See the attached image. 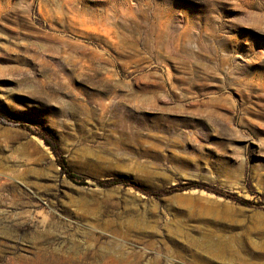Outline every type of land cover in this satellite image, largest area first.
I'll list each match as a JSON object with an SVG mask.
<instances>
[{
  "label": "rangeland",
  "instance_id": "1",
  "mask_svg": "<svg viewBox=\"0 0 264 264\" xmlns=\"http://www.w3.org/2000/svg\"><path fill=\"white\" fill-rule=\"evenodd\" d=\"M0 115V264H264V0H0Z\"/></svg>",
  "mask_w": 264,
  "mask_h": 264
},
{
  "label": "trees",
  "instance_id": "2",
  "mask_svg": "<svg viewBox=\"0 0 264 264\" xmlns=\"http://www.w3.org/2000/svg\"><path fill=\"white\" fill-rule=\"evenodd\" d=\"M9 118L0 115V122L1 123H9ZM38 137L43 140L44 144L49 147L51 150L52 154L55 157V162L56 165L60 168L61 173L67 177L68 180L71 182L77 184V185H86L85 181L81 179L78 175H76L71 167L68 165L66 160L63 158V156L60 153L59 146H58V141L48 131L45 130H40ZM95 183L100 186V187H110V186H115L118 184H124L127 185L126 181H123L121 179H107V180H98L95 181ZM192 187H197L196 184H183V185H178L171 187L169 190L165 191L166 194H171L174 192H179L182 190L190 189ZM241 204L243 205H251L250 202L242 200L240 201Z\"/></svg>",
  "mask_w": 264,
  "mask_h": 264
},
{
  "label": "bare ground",
  "instance_id": "3",
  "mask_svg": "<svg viewBox=\"0 0 264 264\" xmlns=\"http://www.w3.org/2000/svg\"><path fill=\"white\" fill-rule=\"evenodd\" d=\"M5 213V212H4ZM7 215V214H6ZM2 217V216H1ZM7 220V219H6ZM9 222V221H8ZM57 263V262H56Z\"/></svg>",
  "mask_w": 264,
  "mask_h": 264
}]
</instances>
